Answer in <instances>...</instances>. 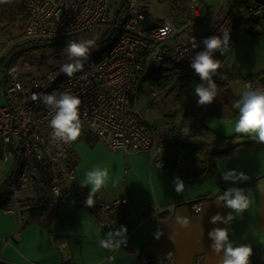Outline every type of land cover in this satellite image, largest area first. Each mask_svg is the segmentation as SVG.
<instances>
[{
    "label": "built area",
    "instance_id": "built-area-1",
    "mask_svg": "<svg viewBox=\"0 0 264 264\" xmlns=\"http://www.w3.org/2000/svg\"><path fill=\"white\" fill-rule=\"evenodd\" d=\"M19 1L28 13L23 27L25 37L55 40L98 28L104 32L110 26H116L118 31L112 44L96 58H89L83 70L71 78L62 73L57 75L60 66L67 61L63 55L60 62L53 63L51 58L52 67L42 73L22 58L12 66L3 62L11 46L3 49L0 44V98L3 100L0 103V148L3 162L17 161L3 210L16 213L20 220L27 217L22 202L34 191L40 165L44 164L49 173L48 193L56 202L85 207L104 229L127 227L128 243L122 247L132 252V264H174L170 251L155 257L152 245L142 248L132 245L130 228L118 217L125 198L103 203L95 194L93 206L85 204L90 189L80 187L82 182L69 163L74 143L63 144L53 139L48 126L51 109L40 100L33 101L32 95L67 91L78 96L82 101L81 132L86 129L111 151L145 152L153 166L163 168L168 154L138 104L137 94L148 73L165 64L190 68L191 57L203 48V45L192 48L193 37L199 43L206 36H222L224 30L231 36L237 21H257L264 16V0H218L212 9L205 8L201 0L195 3L184 0L192 21L180 28L163 15L160 21L154 20L150 16V0H124L115 21L111 16L113 0ZM218 10L219 16L209 28L180 37L184 30L208 21ZM167 25L171 30L162 35L160 30ZM174 38L177 40L168 52L166 43ZM243 84L264 88V75L260 79L244 80ZM147 91L150 100L145 108L152 103L168 104L170 96L166 92L152 84ZM173 135L180 144L197 145L192 138V128L175 131ZM181 156L180 150L177 151L176 157ZM200 206V202H193L189 207L198 213ZM193 264H204L203 257L196 255ZM251 264H264V253L251 258Z\"/></svg>",
    "mask_w": 264,
    "mask_h": 264
},
{
    "label": "crops",
    "instance_id": "crops-1",
    "mask_svg": "<svg viewBox=\"0 0 264 264\" xmlns=\"http://www.w3.org/2000/svg\"><path fill=\"white\" fill-rule=\"evenodd\" d=\"M216 2L205 5V8L212 9ZM150 4V16L154 20L160 21L162 15L166 16L165 10L160 7L166 5L168 11V3H159L160 7L155 9L151 1ZM219 14L220 10L216 11L196 30L187 28L180 37L209 28ZM232 29L227 47L229 53L221 61L219 70L224 73L238 68L239 78L228 82L225 93L228 104L233 106L239 99L237 93L244 88L243 81L246 78L260 79L264 75V16L257 21H237ZM176 40L169 39L166 49L170 50ZM195 84L187 87V94L193 101L190 107L193 111L198 108L194 95ZM167 95L170 96L169 104L175 92ZM151 106L154 108L142 107L143 112L151 121L164 148L169 139L173 143L179 142L173 134L185 128L193 129V140L197 141V145L202 143L204 150L211 148L218 136L229 138L237 135L231 128L238 115L231 120L208 115L202 125L197 126L193 112L188 110L177 114L174 121L178 122L173 126L174 121L168 125L162 121L167 108L158 103H152ZM180 152V158L174 153L177 166L194 163L189 153ZM171 155L168 153L167 158ZM69 163L74 167L80 182H83L85 173L96 165L108 169V182L96 195L103 203L126 199L124 205L120 206L118 217L130 228L129 240L137 248L152 245L155 257L170 251L174 264H193L194 257L200 254L204 264H220L221 256L210 248L211 241L207 235L214 227H228L234 245H251V258L264 253V147H239L228 157H217L214 160L215 173L207 176L200 186L184 182L181 194L173 190L172 181L175 176H179L177 172H167L153 166L145 152L122 149L111 151L86 129L74 142ZM229 170L237 174L243 172L248 179L236 183L223 180L222 174ZM13 172L15 169L8 175L3 174L0 185ZM231 187L242 188L252 198L250 207L230 225L209 223L210 217L217 212L226 215L231 211L223 206L217 207L218 196ZM36 189L28 194L27 199H37ZM48 198V205L53 206L52 214L46 210L45 214L35 218L29 216L24 205L27 217L21 220L16 213L6 212L3 205L0 206V264H132L133 254L130 250L121 246L118 251L109 252L99 246V240L112 230L100 227L85 207L56 202L50 194ZM193 202L201 203L198 213L189 207ZM178 217L188 218L190 226L180 227ZM155 235L160 238L157 239Z\"/></svg>",
    "mask_w": 264,
    "mask_h": 264
},
{
    "label": "clouds",
    "instance_id": "clouds-1",
    "mask_svg": "<svg viewBox=\"0 0 264 264\" xmlns=\"http://www.w3.org/2000/svg\"><path fill=\"white\" fill-rule=\"evenodd\" d=\"M9 2L10 0H0V4ZM193 3H195V0H193ZM170 30L171 26L167 25L160 31L162 35H167ZM229 39L230 36L227 30L223 31L222 36H206L199 43L193 37V49L203 45L202 50L197 51L191 57L189 63V67L200 80V83L194 86V95L198 107L211 105L218 95L217 85L213 77L218 74L221 62L215 57L217 52L223 54L226 51ZM94 46L95 41L92 39L74 40L68 43L63 49L67 61L60 66L57 75L62 73L71 78L75 73L82 71ZM237 94L239 99L236 100L233 107L238 109V118L235 120L231 131L237 135L247 136L256 143L264 144V88L245 86ZM32 100H40L51 109L52 115L48 126L55 141L72 144L80 138L82 129L80 108L82 101L78 96L67 91L59 93L54 91L51 94L34 93ZM108 179V169L100 165H96L85 173V178L79 185L82 189L90 186V191L85 200L88 207L93 206V197L106 186ZM222 179L236 183L237 181H246L248 177L243 172L237 174L234 170H229L222 174ZM172 184L173 190L177 194L184 191V181L179 176L173 178ZM251 203L252 198L242 188H228L222 195L218 196L217 207L223 206L231 211L226 215L217 212L210 217L209 223L213 225L217 223L230 225L236 217L243 216ZM177 222L182 228L190 226V222L186 217L183 219L178 217ZM127 233V227L120 225L119 228L109 231L105 238L99 240V246L109 252L118 251L122 245H127ZM207 235L211 241L210 248L221 256L220 264H251L252 246L249 244L234 245V242L230 239L228 227H214L208 231ZM156 238L159 239L160 237L156 236Z\"/></svg>",
    "mask_w": 264,
    "mask_h": 264
},
{
    "label": "trees",
    "instance_id": "trees-1",
    "mask_svg": "<svg viewBox=\"0 0 264 264\" xmlns=\"http://www.w3.org/2000/svg\"><path fill=\"white\" fill-rule=\"evenodd\" d=\"M124 0H120L119 5L115 6V11L118 9L120 4ZM160 4L168 3L167 15L172 20V22L177 26L181 27L190 21H192L191 14L186 6L184 0H156ZM112 11H113V7ZM164 16V15H163ZM28 18V13L24 5L19 0H10L9 3L0 4V44L3 49L11 46L10 51L7 53L6 57L2 60L3 62H8L10 66L19 59L22 55L27 53L32 49L40 47L39 41H24L25 35L23 33V27ZM162 19V18H161ZM199 26V25H198ZM197 25H194L191 29L196 30ZM17 30V34L9 37L7 32ZM118 29L115 27H108L104 32L99 34V38L95 39V46L91 50L90 58H96L99 56L106 48L112 44L117 35ZM115 35V36H114ZM74 35H69L61 37L58 39H50L45 42H50V44L57 43L60 45H67L72 40H69ZM21 39V43L16 44ZM77 41V40H76ZM49 44V43H48ZM49 44V45H50ZM165 50H167L165 48ZM171 51L168 50V52ZM229 50L221 54L219 53L216 56L220 62L227 56ZM4 64V63H3ZM157 70H151L148 73L147 79L156 86L160 91L173 93L175 95L170 99L168 105H161L163 108H167L163 112L162 121L164 124H171L176 118L177 114L187 112L191 110L193 112V119L197 126L202 125L203 120L208 116H214L215 118H223L226 120H231L238 115V109H235L232 105L228 104V100L225 97L227 92L228 82L239 78L238 68L234 67L229 69V71L221 72L218 70V74L213 77L218 90V95L215 101L208 106H201L193 111L190 107L193 105L189 95L187 94V85L190 83H200L199 77L194 74L191 68L187 73H183V69L186 67H175L165 64ZM192 72V73H189ZM251 79V78H246ZM150 108L154 106L150 105ZM169 139V137H168ZM259 146L264 147V144L256 143L251 140L249 137H241L240 135H234L229 138L225 137H216L214 145L211 148L203 149L202 143L194 147L190 145H183L176 141V143L167 140L165 143V152L168 154H174L178 150L183 153H189L192 157L193 164L190 162L187 165L182 167L177 166L174 163V156L168 157L165 160V165L163 169L167 172H177L180 178L189 184L195 186H200L205 178L211 174L215 173V164L214 160L217 157H228L233 153V151L239 147H253ZM0 157H1V148H0ZM17 161L14 163V168L16 170ZM194 165V166H193ZM14 173V172H13ZM12 176H7L4 178V181L0 185V206L3 205L5 199L7 198L10 188H11ZM37 183V184H36ZM34 186L37 187V199H26L22 202V205L25 206V211L29 214L30 217H37L40 214H45L46 210H50L48 214H52L53 206L48 205L49 202V193H48V184H49V173L46 168V165H40L39 177ZM47 198V199H46ZM30 200V201H29ZM49 221V219H48Z\"/></svg>",
    "mask_w": 264,
    "mask_h": 264
},
{
    "label": "rangeland",
    "instance_id": "rangeland-1",
    "mask_svg": "<svg viewBox=\"0 0 264 264\" xmlns=\"http://www.w3.org/2000/svg\"><path fill=\"white\" fill-rule=\"evenodd\" d=\"M150 1H151L152 5L154 6V9L157 6L160 7L159 3H157L156 0H150ZM201 2H202V5L204 7H207L210 3L216 2V0H201ZM119 3H120V0H113L114 8H113V12L111 13L112 17H114L115 6L119 5ZM161 5H163V4H161ZM205 5H207V6H205ZM160 8H163L165 10V12L167 13L166 5L163 7H160ZM152 12H153V10H152ZM165 12H164V14H166ZM166 16L168 17L167 14H166ZM16 32H17V30L9 31V32H7V36L12 37V36L17 34ZM100 33H102L101 28L93 29L90 31L74 34V36H72V38H70L69 40H72V41H74V40L79 41V40H84V39L95 40V39L99 38ZM192 34L194 35V34H196V32H193ZM184 37H187V35ZM24 41H39V43H40L39 48L32 49L19 58H22L26 61L33 63L36 66V68L42 73L47 72L52 67V65H50V63H49L51 58L53 59V63H56V62H60V58L62 57V55L66 57V55L63 54V49L66 47L65 45H60L57 43H53V44L49 45V44H47V42H45L46 41L45 39L39 38V37H24V39H22V42H24ZM18 43H21V39L18 42H16V44H18ZM5 57L6 56H4L3 59ZM17 60H19V59H17ZM65 62L66 61H64L63 63H65ZM189 69L190 68L183 69V72L187 73ZM151 84H152L151 81L146 79L142 83V86H141L140 90L138 91V94H137L138 104L141 107H145L147 105V102L150 100L149 96H148L147 87H148V85H151ZM194 84L195 83H190L187 85V87L189 88V87H191V85H194ZM0 103H3V100L1 98H0ZM177 122H178L177 120L174 121L172 125L173 126L177 125ZM12 163L14 166L13 161H9L8 163H3L0 160V177L3 176V174H7V175L9 174V172L13 169ZM12 175L13 174H10V176H12Z\"/></svg>",
    "mask_w": 264,
    "mask_h": 264
},
{
    "label": "water",
    "instance_id": "water-1",
    "mask_svg": "<svg viewBox=\"0 0 264 264\" xmlns=\"http://www.w3.org/2000/svg\"><path fill=\"white\" fill-rule=\"evenodd\" d=\"M122 6H123V1H122V3L120 4V6L118 7V9L116 10V12H115V14H114V21L116 20L117 15H118L120 9L122 8ZM49 44H50V43H49ZM14 174H15V172L13 173L12 176H14ZM12 178H13V177H12Z\"/></svg>",
    "mask_w": 264,
    "mask_h": 264
},
{
    "label": "flooded vegetation",
    "instance_id": "flooded-vegetation-1",
    "mask_svg": "<svg viewBox=\"0 0 264 264\" xmlns=\"http://www.w3.org/2000/svg\"><path fill=\"white\" fill-rule=\"evenodd\" d=\"M48 43H50V42H48ZM48 43H47V44H48Z\"/></svg>",
    "mask_w": 264,
    "mask_h": 264
},
{
    "label": "bare ground",
    "instance_id": "bare-ground-1",
    "mask_svg": "<svg viewBox=\"0 0 264 264\" xmlns=\"http://www.w3.org/2000/svg\"><path fill=\"white\" fill-rule=\"evenodd\" d=\"M5 201H6V199H5Z\"/></svg>",
    "mask_w": 264,
    "mask_h": 264
}]
</instances>
